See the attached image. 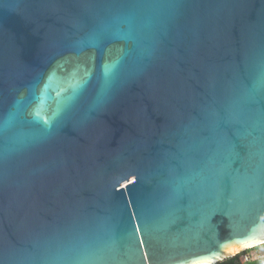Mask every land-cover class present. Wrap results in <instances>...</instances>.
Segmentation results:
<instances>
[{"label":"water","instance_id":"obj_1","mask_svg":"<svg viewBox=\"0 0 264 264\" xmlns=\"http://www.w3.org/2000/svg\"><path fill=\"white\" fill-rule=\"evenodd\" d=\"M261 245L264 0H0V264Z\"/></svg>","mask_w":264,"mask_h":264},{"label":"trees","instance_id":"obj_2","mask_svg":"<svg viewBox=\"0 0 264 264\" xmlns=\"http://www.w3.org/2000/svg\"><path fill=\"white\" fill-rule=\"evenodd\" d=\"M256 248H258V247H256ZM256 248H253V249H250V250H246L243 253L250 254V252L252 250H255ZM241 254H238V255L234 256L233 258L225 259L222 262H219L217 264H240L239 257H240ZM248 264H264V258H260V257L259 258H255V259L251 260L250 262H248Z\"/></svg>","mask_w":264,"mask_h":264},{"label":"rangeland","instance_id":"obj_3","mask_svg":"<svg viewBox=\"0 0 264 264\" xmlns=\"http://www.w3.org/2000/svg\"><path fill=\"white\" fill-rule=\"evenodd\" d=\"M250 255H251L253 258L264 257V246H263V245L258 246V248H256L255 250H252V251L250 252Z\"/></svg>","mask_w":264,"mask_h":264},{"label":"built area","instance_id":"obj_4","mask_svg":"<svg viewBox=\"0 0 264 264\" xmlns=\"http://www.w3.org/2000/svg\"><path fill=\"white\" fill-rule=\"evenodd\" d=\"M260 258H264V257H260ZM253 259L255 258H253L250 254L242 253L239 257V262L240 264H248V262H250Z\"/></svg>","mask_w":264,"mask_h":264},{"label":"snow or ice","instance_id":"obj_5","mask_svg":"<svg viewBox=\"0 0 264 264\" xmlns=\"http://www.w3.org/2000/svg\"><path fill=\"white\" fill-rule=\"evenodd\" d=\"M112 67H114V65H105L104 71L106 76L111 72Z\"/></svg>","mask_w":264,"mask_h":264},{"label":"bare ground","instance_id":"obj_6","mask_svg":"<svg viewBox=\"0 0 264 264\" xmlns=\"http://www.w3.org/2000/svg\"><path fill=\"white\" fill-rule=\"evenodd\" d=\"M236 254V253H235ZM232 255H234V254H232ZM232 255H230V256H232Z\"/></svg>","mask_w":264,"mask_h":264}]
</instances>
